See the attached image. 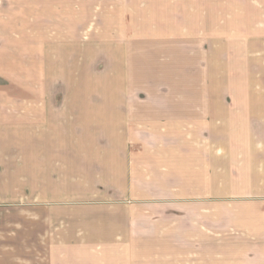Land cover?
Wrapping results in <instances>:
<instances>
[{
    "label": "crops",
    "instance_id": "0c3cea01",
    "mask_svg": "<svg viewBox=\"0 0 264 264\" xmlns=\"http://www.w3.org/2000/svg\"><path fill=\"white\" fill-rule=\"evenodd\" d=\"M56 1L0 0V257L32 234L41 264H264V0L252 23L243 0H143L140 38L64 62L40 42Z\"/></svg>",
    "mask_w": 264,
    "mask_h": 264
},
{
    "label": "rangeland",
    "instance_id": "374dc122",
    "mask_svg": "<svg viewBox=\"0 0 264 264\" xmlns=\"http://www.w3.org/2000/svg\"><path fill=\"white\" fill-rule=\"evenodd\" d=\"M244 1H246V3L243 6L242 14L246 18V22L249 23L255 20H262L260 15V4L258 5V9H256V3L250 0H243L242 2ZM56 2H60V5L58 4L56 6V14L47 13V10H42L41 12L40 27L43 28V33H41L42 38H40V42L46 44V41H51L50 44L54 42V46L57 48L50 49L51 55L54 57L56 53L57 58L63 62L64 60L67 61L68 49L61 47L67 44V42L70 40L73 41L80 38L94 40L97 36H103V38L106 40L105 43H107L111 40H116L120 36L121 41L119 42L127 43V40L134 41L136 37H141L142 33L139 30V26H137V24H135L131 18H134L136 23L141 22L136 19H140L142 17L136 14L139 12V10H142L141 8L143 6V0H132L134 3H132L131 6L133 9H136L135 17L124 15V10H126L128 7H131L130 5L128 6L129 0H97L96 5L99 9H97L95 5V0H57ZM63 6L65 9L75 8L78 6H81L82 8H80V10L75 9V12L69 11L67 13H62L58 7ZM129 26L132 27V31L128 29ZM53 29L54 31L51 32ZM96 29H98V32H96ZM81 30L84 33H82ZM128 33H131V35H128ZM49 48L51 47L49 46L48 49ZM91 50L94 51V48ZM40 52L41 55H43V48H40ZM100 66L101 64L98 65L97 68L99 69ZM50 79L56 81L55 88L52 92L49 91L48 93L49 106L50 108L54 109L64 102V90L63 86L61 85L63 83L62 80L64 79L58 73L55 74V77L51 76ZM29 196V192L24 193L25 202L28 201ZM10 211L11 209H0V214L3 218H6L8 215H11V213H9ZM25 211L30 210L25 208ZM24 226L30 225L25 223ZM11 227L15 228L14 222L7 226L5 230L0 232H4L5 235H7L9 238H12L11 242L14 243L16 233L14 229H11ZM24 235L29 239L25 238L23 248L18 249V251L22 253L17 255L13 254L6 257L2 256L0 259H13L15 261L9 264H41L42 257L37 255L38 250H35V239H32L33 235Z\"/></svg>",
    "mask_w": 264,
    "mask_h": 264
}]
</instances>
